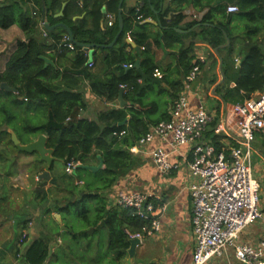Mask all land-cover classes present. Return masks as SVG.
I'll return each mask as SVG.
<instances>
[{"label":"trees","instance_id":"1","mask_svg":"<svg viewBox=\"0 0 264 264\" xmlns=\"http://www.w3.org/2000/svg\"><path fill=\"white\" fill-rule=\"evenodd\" d=\"M60 1L45 0V17L41 11L42 0H0V28L16 25L24 35L23 39L16 40L0 71V212H5L10 193V185L1 172L13 176L14 170L6 172L8 162L10 168L13 165L8 152L17 153L8 129L15 132L21 143L30 142V135L45 133L46 146L53 150L55 160L62 162L63 171L67 163L74 166L70 173L65 171L63 175V172L51 174L54 161L49 168L43 161H32L26 168L33 181L35 177L39 179L35 180L37 186L32 201L42 206L47 230L21 250L19 246L28 240L26 230L31 221L26 218L31 213L23 214L17 244L11 247L15 261L18 264H120L130 246L129 233L141 231L148 221L131 207L111 204L103 191L134 165L129 149L151 127L169 119L167 111L151 116L159 104L157 99H148V91H154L157 85L160 90L156 94L162 93L166 90L160 85L166 83L169 104L175 102L183 79L195 62L194 39L200 37L214 49L226 43V36L230 43L218 49L219 53L226 54L223 58L225 74L231 65L228 58L233 59L232 53L235 51L240 56L234 68L236 85L226 94L238 95L243 91L248 97L250 93L261 91L264 88L260 49L264 0H235L237 11L233 13L227 12L228 4L214 5L215 0H169L166 5H162V0H143L142 4L122 12L123 30L111 47L102 45L111 42L117 33L118 0L83 1L82 7L78 0H73L66 4L63 15L55 17ZM186 6L204 11L191 24L200 31L177 30L185 17ZM70 7L75 8V13L86 9L76 25L70 21ZM152 8L158 11L156 16L160 21V33L156 35L145 32L146 23H142L156 17ZM103 10L115 15L111 26L106 24L105 18L101 25L106 15ZM43 18L50 23L63 21L77 42L95 44L94 51L106 52L102 58V75L85 73L84 76L96 96L117 104L120 97L121 106L99 111L97 120L79 116L86 103L81 90L84 77L77 66L88 61L87 48L73 42V48H68L64 40L67 32L62 27L45 30L44 36L40 26ZM128 31L131 42L125 39ZM186 38L190 40L184 43ZM236 38L242 41L238 51L233 44ZM159 46L178 47L174 76L167 74L168 67L165 74L154 61L153 51ZM49 49L51 52H47ZM42 56L52 63H46ZM63 56H68L76 69L61 68L58 61ZM89 63L93 64L92 59ZM129 64L132 66H124ZM156 69L159 76L154 75ZM243 98L232 97L235 103ZM206 137L220 150L217 134L207 131ZM89 155L95 162H99L100 157L102 166L95 170L85 167ZM43 170L49 171L52 181L39 178ZM55 236L62 243L50 253L48 242Z\"/></svg>","mask_w":264,"mask_h":264},{"label":"crops","instance_id":"2","mask_svg":"<svg viewBox=\"0 0 264 264\" xmlns=\"http://www.w3.org/2000/svg\"><path fill=\"white\" fill-rule=\"evenodd\" d=\"M70 1L73 0H61L60 1L61 4L59 6L60 8L58 9L55 8L54 16L60 17L61 15H63L65 6ZM83 1L89 2L90 0H78L80 7H82ZM162 1H163L162 5H166L169 0H162ZM234 1L235 0H215L213 4L229 5V4H234ZM142 2L143 0H123L121 3V8L123 6L122 12H124L130 7L138 6L142 4ZM118 4H119V0H118ZM153 11L156 16L158 14V11L154 9ZM103 12L105 13L104 10ZM183 12L185 17L183 18L182 21H180L179 23L180 26L177 30L179 32L184 31L186 33L190 32L191 30L200 31L199 27H195V25L192 26L191 24L195 20L199 19L204 11L197 10L191 6H186ZM68 13L72 25H76V21L85 15L86 9H83L81 13H75V8L70 7ZM107 13L109 12H106L105 14ZM112 15L115 16L114 14ZM104 16L100 21L101 25L105 23ZM42 20L45 19L43 18ZM58 22L64 23L63 21H58ZM48 23L50 25L56 24L54 22L51 23L48 22ZM142 23H146V26L144 28L145 32L151 33L153 35L160 33V21L157 16L155 18L149 17L143 20ZM57 27H61V26H57ZM43 28L45 29L44 25ZM117 31H118V27H117ZM23 38L24 35L22 31L16 25H12L7 29L0 28V44H1L0 46L2 45L5 46L6 44L9 43V52L5 55L6 57L3 58V63L0 64V71L3 69L8 54L13 49L16 40ZM189 40L190 38L184 39V43H187ZM194 41L195 43H194L193 54H194L195 62L198 55H202L205 58V61L200 65L199 72L196 78L190 84V87L186 89L183 84L182 90L179 91L177 96H179L180 93H185V95L188 98L189 105L192 108H196L200 103L204 104L208 108V110L212 114V119L210 124L207 126L204 139L205 141L211 142L209 140L210 138L206 137L207 131L208 132L211 131L215 135L217 134V136H219L218 141L221 145L220 149L224 148L226 153L229 147L238 145L240 141L235 131L234 118L231 112V106L233 104H236L233 101L232 97L237 98L239 96L241 97L244 96L243 99H245L248 98L249 96H254L256 93L260 91H255L253 93H250L248 97H246L247 95L243 91H240L238 95H235L231 92L228 93L227 95L226 91L228 89H233L236 85L234 79L236 76L234 68L239 63L240 60L239 54L234 51L232 53L233 59H231L230 57L228 58L231 65H229L228 68H226L227 74H225L223 70V58L226 57V54L219 53L218 51L219 53L218 56L214 52V49L211 48L202 39H200V37H196ZM233 44L235 50L238 51L239 48L242 46V41L240 40V38H236L233 41ZM261 44H264V34L261 38L260 45ZM93 49L94 47L92 49L87 48L88 61L85 63V65L77 66L78 71L81 73L80 75L84 77L81 90L83 93V98L86 103L85 109L79 111V116H83L92 120H97V114L99 111L106 110L109 108H117L118 106H121L123 104V101L118 100V104L116 102H107L102 98L96 96L91 91L88 78H85L84 74L90 73L93 76L95 75L101 76L102 58L106 53L100 50L94 51ZM260 49L263 54V67H264V46L261 45ZM177 50H178L177 46L175 47L159 46L153 51L154 61L161 66L165 74H166L165 68L168 67L169 71L167 70V74L170 76L175 75L174 65L178 52ZM47 52H51V50L49 49L47 50ZM219 57H221L222 59L221 64ZM91 59L93 64L89 66L88 63L89 61H91ZM58 62L61 68L76 69L72 64H70V59L68 56L61 57ZM220 65L224 77H222L221 75ZM160 86L163 87L166 91L156 94V91H158V89L160 90L159 86L157 85L154 86L155 88L154 91L152 92L148 91V99H157L159 104L158 108L153 114H151V116H160V114H162L164 111H167V113H169L170 109L173 106L172 104L175 103L173 100V103L169 104L170 101L168 100V95H167L168 88H166L167 84L161 83ZM243 99L240 101L242 102ZM165 100L167 102H165ZM176 100L177 97L175 98V101ZM237 103L240 102L237 101ZM214 121H215V125L213 126L212 123ZM220 126H224L226 131L229 130V133L227 131L228 133L227 134L226 132H224V130H221ZM37 134L30 135L29 137L31 138V140H33L35 139ZM155 146H162L168 149V146L165 145V143L159 140L158 138L154 139L149 144L141 146V148L139 149L136 148V145L130 148L129 151L133 156L134 165L131 166V168L128 171H126L111 187L103 191V195L108 199V201L111 204H115V198L121 192L141 191L150 194L152 197H154V204H155L154 213L160 220V229L155 231L150 236L144 235L142 240L135 245L134 250L132 252V256H129L128 252L126 251L125 256L120 260V264H191L192 263L191 253L194 248V239H193L192 224H191L192 202L188 191V186L194 180V177L190 173L189 163H188L190 159L189 158L190 146H182L178 148V151L170 153L169 160L173 163L174 167L167 174L159 172L152 163L151 150ZM14 155H16V153ZM24 155H29V156L35 155L37 157L36 153H31V154L28 153ZM36 157H32L30 159L29 163L26 165V168L29 166L30 163H32V161H38L35 159ZM98 158L100 159V157ZM86 163L88 165H97L99 162H95V160H93V157L89 155L86 158ZM56 165L62 167V162L59 160H54L53 170L55 167H59ZM251 167H252V173L254 172L253 169L255 168V174L256 171H258L257 173L261 177L260 172L264 169V131L256 132L254 139L252 141ZM53 170H51L52 175H53ZM61 172H63L62 173L63 175L65 171L61 170ZM61 172L60 173L57 172V173L61 174ZM29 175L30 173L26 169V176L29 177ZM38 206H39L38 208H41V210L39 209V212L35 214V219L30 221L32 227H28L26 230L28 234L27 245L32 240L38 238L41 235V233L43 232L45 233L47 230V228L43 224L46 215L42 214V206L40 204ZM260 210L262 212V216L256 221L249 224L240 233L238 239L240 242L256 245L258 244L262 236H264V215H263L264 206L261 207ZM8 215H9V210L8 208L5 207V212L4 213L0 212V219ZM22 217H23L22 215L20 216L18 215L16 217V220L11 221L10 233L9 231L4 230L5 225L0 223V245L1 244L3 245L5 241L9 239V237L4 236V234L7 233H9L10 236L14 235V238L16 240V236L19 234L17 230L20 231V222ZM4 221L6 222V220ZM61 241L62 240H60V238H57L55 236V239L53 238V240H50L48 242L50 253H53L57 250V248L62 243ZM14 242H11L12 246L14 245ZM27 245L23 248V250L27 247ZM8 247L9 245H7L6 242L4 249L3 248L0 249V264L10 263L9 260L6 259ZM10 264H14V263H10ZM210 264H241V263L235 258L232 248H228L223 256L219 258L217 257L211 259ZM263 264H264V260H263Z\"/></svg>","mask_w":264,"mask_h":264},{"label":"built area","instance_id":"3","mask_svg":"<svg viewBox=\"0 0 264 264\" xmlns=\"http://www.w3.org/2000/svg\"><path fill=\"white\" fill-rule=\"evenodd\" d=\"M226 10L233 13L237 11V6L229 4ZM105 19L108 26L114 22L111 13H107ZM44 22L41 20L40 26L43 35H46ZM125 39L132 41L129 31ZM64 40L66 46L72 49L74 44L67 35ZM204 61L202 55L197 56L183 80L186 89L196 78ZM154 75L159 76L160 72L156 69ZM231 112L240 141L238 145L229 147L226 153L224 148L217 150L204 139L212 119L211 112L202 103L192 108L185 93L179 94L170 109L169 119L151 127L136 144L139 149L158 138L168 146V149L155 146L151 150L154 167L165 174L174 167L169 160L170 153L178 151L182 146H190L188 163L194 177L188 186L194 239L191 264H210L211 259L223 256L228 248H232L235 258L241 264H263L264 236L256 245L238 239L249 224L262 216L258 205L259 183L251 167V149L256 132L264 131V88L254 96L233 104ZM220 129L229 133L224 126H220ZM73 166L67 163L64 170L70 173ZM115 204L133 208L140 218L148 221L141 231L129 233L130 239L138 238L141 241L144 235L150 236L160 229V220L154 213V197L150 194L141 191L121 192L115 198Z\"/></svg>","mask_w":264,"mask_h":264},{"label":"rangeland","instance_id":"4","mask_svg":"<svg viewBox=\"0 0 264 264\" xmlns=\"http://www.w3.org/2000/svg\"><path fill=\"white\" fill-rule=\"evenodd\" d=\"M261 45L264 46V44H261ZM2 46H0V64L3 63V58H5L6 57L5 55L9 52V43L6 44L5 46H3V49H2ZM1 148L2 147H0V150H1ZM14 154H15V150H12L11 153L8 152V159H9V157L12 158L11 160L13 161V165L10 168L9 162H8L7 169H6V172H8L10 170H14L15 172L12 174L13 176H9L8 173L6 174L5 172H1V173H3L2 177L6 178L8 185H10V193H9V202L6 206V208H8V210H9V215L2 217L0 219V223L5 225L4 230L9 231V233L11 231L10 230L11 221L16 220V217L18 215L23 216V214H25V213H31V214L27 215L26 218H29V220L32 221L35 219V214H37V212H39V209L41 210V208H38L39 204L37 203V201H32L33 200V190L37 186L35 180H39V179H38V177H35V179L33 181L31 179L30 175H29V177L26 176V165L29 163V161L32 157H36V156L35 155L29 156V155H24L21 153H16V155H14ZM1 164L2 163L0 162V167L2 166ZM56 166H59V165H56ZM61 170H63L62 167H60V166L55 167L53 170V175H57L58 173L61 172ZM253 171H254L253 175L258 180V183H259V202H258V205L260 206L259 207V209H260L261 207L264 206V169L260 172L261 177L257 173L258 171H256V174H255V168L253 169ZM50 176L51 175L49 174L48 178H41V177H39V178L41 180L42 179L48 180V179H51ZM3 219L6 220V222ZM28 226L32 227V225L30 223L28 224ZM17 232L19 233V230H17ZM9 233L4 234V236L9 237V239H7L8 241L6 240L3 245L2 244L0 245V249H2V248L4 249V246L7 242V245H9V247L7 248L6 259H8L10 263L18 264V262L15 261V258H14V250L10 249V246L12 247L11 242H14L15 238H14V235L10 236ZM16 244L17 243L15 240L14 246H16ZM26 245H27V241L23 245H20L19 248L21 250H23V248Z\"/></svg>","mask_w":264,"mask_h":264},{"label":"water","instance_id":"5","mask_svg":"<svg viewBox=\"0 0 264 264\" xmlns=\"http://www.w3.org/2000/svg\"><path fill=\"white\" fill-rule=\"evenodd\" d=\"M123 0H119V4H118V12H117V18H118V31L114 37V39L108 44V45H102V47L108 46L111 47L117 37L120 35V33L123 30V19H122V8H121V3ZM41 11L45 14H47V8H46V4H45V0H42V5H41ZM45 19V18H44ZM44 27L46 30H52L53 28L57 27V26H61L62 28H64L68 34V38L71 42H73L76 45L79 46H83L86 48H90L92 49L93 47H95V44H87V43H79L74 39V36L72 34L71 29L64 23L62 22H58L54 25H50L46 19L44 20ZM226 36V35H225ZM226 43L224 45H220L216 48H214V52L219 56L218 53V49L227 46L230 43L229 38L226 36ZM43 60H45L46 63H52V61L45 57L42 56ZM220 58V64L222 63V59ZM220 70H221V75L222 77H224L222 69H221V65H220ZM119 100H121V98L119 97ZM8 132L10 134V139L12 141V143L14 144L15 148H16V152H26V153H36L37 157L35 158L38 161H44L46 163L47 168H49L52 164V162L56 159L53 156V150L49 147L46 146V141H47V137L45 134L43 133H38L35 137V139L31 140L30 142L27 143H21L17 137V135L15 134V132L12 129H8ZM85 167H88L91 170H95L98 167L102 166V161L101 159H99V163L97 165H84ZM39 177L41 178H48L49 177V171L48 170H43V172L39 175ZM50 181H52V179H50ZM57 218H59V215H56ZM140 240L138 238H132L129 239V243L130 246L127 249V252L129 254V256H132V252L134 250V247L137 243H139Z\"/></svg>","mask_w":264,"mask_h":264}]
</instances>
